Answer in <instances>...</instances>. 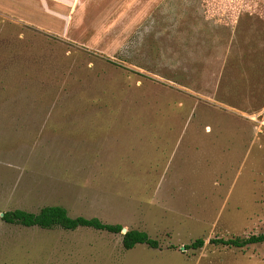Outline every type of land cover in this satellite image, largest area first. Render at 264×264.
<instances>
[{
	"label": "rangeland",
	"instance_id": "1",
	"mask_svg": "<svg viewBox=\"0 0 264 264\" xmlns=\"http://www.w3.org/2000/svg\"><path fill=\"white\" fill-rule=\"evenodd\" d=\"M262 30L264 0H0V264H264L210 243L264 234ZM46 206L159 247L1 219Z\"/></svg>",
	"mask_w": 264,
	"mask_h": 264
},
{
	"label": "trees",
	"instance_id": "2",
	"mask_svg": "<svg viewBox=\"0 0 264 264\" xmlns=\"http://www.w3.org/2000/svg\"><path fill=\"white\" fill-rule=\"evenodd\" d=\"M264 35V30H262ZM2 221L8 225L21 226L24 228H39L52 231L60 229L64 231H76L79 229H93L111 234H122L123 227L120 225H108L99 219H87L83 217L72 218L62 206H46L38 213L16 209L3 213ZM216 246H224L234 249H245L252 245L264 243V234L249 238L216 239L210 242ZM138 245H146L157 249L159 242L151 239L148 234L137 230H131L123 235L125 250H133ZM204 246V240L195 241L188 249H200Z\"/></svg>",
	"mask_w": 264,
	"mask_h": 264
},
{
	"label": "crops",
	"instance_id": "3",
	"mask_svg": "<svg viewBox=\"0 0 264 264\" xmlns=\"http://www.w3.org/2000/svg\"><path fill=\"white\" fill-rule=\"evenodd\" d=\"M39 1H41L42 2V5L43 4H45V6L47 5V6H50V5H56V4H58V3H60V4H66L67 5V3L68 4H73V5H81V3H82V0H72V1H70V0H39Z\"/></svg>",
	"mask_w": 264,
	"mask_h": 264
},
{
	"label": "water",
	"instance_id": "4",
	"mask_svg": "<svg viewBox=\"0 0 264 264\" xmlns=\"http://www.w3.org/2000/svg\"><path fill=\"white\" fill-rule=\"evenodd\" d=\"M3 217V214L1 215ZM124 233H126L127 231L126 230H123Z\"/></svg>",
	"mask_w": 264,
	"mask_h": 264
}]
</instances>
